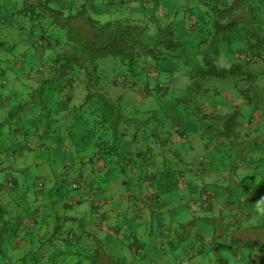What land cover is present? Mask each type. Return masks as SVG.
Masks as SVG:
<instances>
[{"label": "trees", "instance_id": "trees-1", "mask_svg": "<svg viewBox=\"0 0 264 264\" xmlns=\"http://www.w3.org/2000/svg\"><path fill=\"white\" fill-rule=\"evenodd\" d=\"M81 1L82 4L75 6L68 5L74 2L66 0H12L11 7L3 9L4 12L0 15V32L5 27L19 28L15 25V18L23 16L33 23L31 27L34 28H30L31 33L38 30L36 50L41 48L43 52L47 42L53 41L54 44L50 47L54 51L53 55L44 62L45 64L35 69L34 76L29 78L30 83H23L18 99H14L8 106L10 110L8 109L4 115L0 114V144L4 137V125L8 120L7 126L20 124L19 126L27 132L29 131L27 123L23 124L24 116H37L33 121L36 126L34 130L40 132L41 142H38L37 147L43 149L41 152L46 154L44 160H48L44 168L49 175L44 176L45 178L40 176L42 174L33 175L26 171L24 173L33 177L35 192L48 197L46 203L49 204V211L52 210V213H46L41 220L33 217L30 222L32 227L26 228L25 232L32 233L30 229L44 224L45 220L48 222L47 216L51 217L54 209L58 211L65 209L66 206L71 208V204H64L63 200L72 199L74 193L91 201L98 208L97 212L103 207L96 196L104 185L101 179L97 178L96 183L92 184L93 187L91 185L88 187L83 185L82 179L78 176L73 179L72 176L70 178L55 176L58 167H53V152L48 145L41 147L55 131L57 136L53 143L61 141V136L57 134L60 127L58 115L62 106L70 100V96L69 98L66 96L70 84L76 81L83 83L86 89L83 111L95 116L93 118L96 122L95 131H88L90 134L85 138L86 147L90 145L89 163L94 166L96 159L104 160L103 174L119 175L120 189L123 192L130 191L129 184L132 178L136 176L141 178L143 174L144 177L142 175L141 179L144 181L146 174H150V168L156 162V156L162 152L164 155L161 156L160 164L164 171L166 170L164 162L168 158L183 162L184 157L175 144L186 143L188 135L192 133L199 132L204 140L207 135V139L210 138L209 135H213L231 141V136L237 133L231 131L236 126L235 123L234 125L231 123L234 121L233 118H237L240 108L234 110L232 114H220L218 110L221 106H216L217 110L211 108L210 103L208 104L209 99L213 103L219 102V99L218 101L214 99V95L219 94V91L214 89L212 80L239 73L248 83L238 84L237 87L249 99V103H253V95L249 90L254 87L255 75L264 72L251 68L253 65L254 68L257 67L258 61H264V0H231L227 6L212 4L207 13L202 15L190 30L182 28L177 19L151 17L142 19L126 16L101 22L91 17V6H95L93 2L106 7L115 6L118 2ZM79 21H83L90 28V35L79 32L76 27ZM23 28L26 27L20 26L19 29ZM49 31L59 34L57 37H49L50 33L46 34ZM1 37L0 34V49L5 43ZM224 44L235 46L230 51L224 52ZM241 51L244 52L243 56L238 57ZM223 52L233 54L232 58H229L233 60L230 67H221L217 64ZM107 56L114 59L112 75H108L101 67L102 60ZM20 62H24V58ZM161 62L171 65L167 78L164 76L160 78L159 72L155 71ZM180 67L185 69L188 82L185 94L175 100L179 106L176 118L169 117L160 110H127L120 103L121 95L116 98L110 96L111 87H119L122 90V86H129L134 92L133 88L137 85V81H140L139 75L144 74L146 77L151 70L157 73L154 76L155 84L151 87L147 79L145 86L140 87L138 91L139 97L150 94L152 89L162 95L164 78L165 83H170L172 72ZM1 74L2 70H0ZM36 83L39 92L34 95L35 88L32 85ZM221 101L227 104L229 98L224 96ZM231 105L228 103L227 106L233 109L234 106ZM251 121L250 119L247 123L250 124ZM212 132L213 134H210ZM73 134L71 133L70 137H73ZM203 159L204 157L200 156L199 164L202 170L191 171L195 176L203 175L202 171L205 167L202 165L206 164L202 163ZM59 165H62L68 173L72 170L73 163L63 159ZM141 168L143 171H139ZM50 171L53 177H50ZM8 174L11 173L3 171L0 173L2 194L7 191L5 187H13L11 181L9 184L7 182V185L4 184ZM201 191V196L203 192L206 194L204 197L210 195L206 189L201 188ZM1 201L0 199V227L14 231L15 217H4L6 209ZM200 205L206 206L203 203ZM27 212L30 214L29 211ZM69 233L73 235L72 232ZM190 250V255H187L188 258L184 259L182 264H190L189 259L195 257L200 247Z\"/></svg>", "mask_w": 264, "mask_h": 264}, {"label": "crops", "instance_id": "crops-1", "mask_svg": "<svg viewBox=\"0 0 264 264\" xmlns=\"http://www.w3.org/2000/svg\"><path fill=\"white\" fill-rule=\"evenodd\" d=\"M66 1L74 2L68 5L77 6L82 4L81 0ZM112 1L118 2V4L107 6L105 11L115 15L114 18L130 16L131 18L142 19L150 17L177 19L182 28L186 30H190L191 26L199 21L202 15L207 13L212 4L227 6L231 2V0ZM1 5L0 15L4 12V8ZM15 21V25L19 26V28L20 26L26 28L21 30L11 26L5 27L0 32L5 41L4 46L0 49V60H2L0 63V70H2L0 75V114L2 115L8 112V109L10 110L8 106L13 100L18 99L23 83L29 82V78L34 76L35 69L45 64L44 62L54 53L50 49L54 45L53 41L47 42L43 52L40 53L36 50L38 30L35 33L30 32V28L34 27H31L33 23L28 18L16 16ZM38 22L41 23V21ZM36 24L38 25V23ZM76 27L81 31L85 29L86 34L90 35V30L83 21L76 23ZM48 33H50L49 37H57L59 34V32L53 33L51 31L46 34ZM243 53L239 56L238 53L237 56L242 57ZM23 58L24 62H20ZM232 61L230 60L226 64L228 65L227 67H230L233 63ZM257 64H259L258 66L256 65L257 67L254 68L255 65H253L251 68L253 67L256 71H264V61H258ZM153 71L151 70L149 75L146 76L151 87L154 86V76L157 74ZM82 84L79 81L70 84V88L66 93L68 98L70 96V100L62 106L59 118L58 135L62 134V132L66 136L74 133L72 141L77 140L74 128H76L79 120V116L74 110L75 107H72L73 97L76 88L83 86ZM32 86L35 88L36 84ZM259 91V98L255 97L257 91L252 93L255 105L253 103L250 104H253L254 107L257 104H264V93L261 90ZM122 93L123 89L121 90L119 87L110 88V96L112 98H116L118 95L122 96ZM237 103L239 102L237 101ZM251 112V107L244 106L239 109V114L237 115V119L240 121L237 124L240 123L244 126L243 129L240 128V131L244 134H240L237 137V141L240 144L236 150V161L232 162L229 167L233 171V178H237V183H239L238 194L235 195L237 196L236 206L232 204L231 199L233 197L229 194H223L221 197L222 204H217L215 207H212V205L205 206V208H202L201 205L199 206V197L201 195L198 198L196 197L195 187L200 184V180H197L193 172L187 177L189 178V182L187 180V189L177 195L176 191L185 187L179 180L178 183H175L176 179L175 182H169L170 174L165 172L166 170L164 171V169L157 174V168L159 166L162 167V164L157 163V161L150 168V174H146L144 181L142 180L145 183V188L140 194L136 195L131 190L122 192L119 175L110 173L105 176L102 172L105 161L96 159V164L93 166L89 163L90 148L84 147L83 143L78 145L77 142H74L73 147L76 149V155L74 156V154L69 152V154H61V156L57 154L58 162L54 161L53 167H57L63 159L73 163V171H71L69 176H72V179L76 176L80 177L84 183L83 185L88 187L90 185L93 187L92 184L96 183L95 180L97 178L101 179L104 185L96 196L103 207L97 212L98 208L91 201L78 197V193H74L75 195L72 196V199L63 200L64 204L70 203L71 208L66 206L65 209H58V211L53 208L54 212L51 215L55 219L53 226L50 225V215H48V222L45 220L44 224L30 229L32 233L30 231V233L25 232L26 228L32 227L30 225L31 219L38 217L37 219L41 220L46 213H52V210L51 212L49 211V204L47 205L46 203L48 197L35 192L33 177L24 172L29 168L37 170V168L46 167L48 160H44V157H46L45 153H42L43 159H41L35 152H31L32 150L36 151L38 142H41L39 141L40 132L34 130L36 126L33 124L37 116H24L25 121L23 124L27 123L26 126L29 130L27 132L24 131L22 126H19L20 124L7 126L9 124L8 120L6 125H4V137L0 144V173L1 171L11 173L6 176L4 184L7 185V182L9 184L11 181L13 182V187L4 186L7 191L3 192L4 194L0 192V199L3 206L10 203V207L15 209L17 215L14 216V223H16L14 224L16 228L14 231H8V229L5 230L0 227V257L4 255L2 254V241H6L7 247L13 249H11L13 251L12 255L16 258H14L12 264H16V261H22V257L28 253V248L33 246L36 240H41L44 237L46 240L44 248H39L40 254L35 252V255L42 257L45 264H58L55 258L57 255H61L59 258L62 264L69 263L73 260V258H70L71 255L76 253L81 260L73 264L78 262L79 264H182L185 258H179V255H181L183 248L175 246L174 241L171 240L173 237L170 235L176 236L177 232L183 230L185 234L178 238V241L184 243L193 242V240L201 242L197 244L200 247L198 253L202 252L204 254L198 259H189L190 264H228V261L224 260L221 250L223 247H232L234 243H237L235 247L239 246L241 248V250L237 249V252L234 253V264H264V138L258 136L254 139L252 138L255 134L264 133V112L259 113L257 118L259 121L263 120V128L260 130L250 128V124L245 125L251 119L249 117ZM83 118L86 119L84 115ZM78 141L81 142L80 140ZM200 142L197 139L186 140L187 151L199 152L195 156L193 164L197 157L205 156L206 153L210 154L206 159V167L202 171L204 180L202 179L201 181L203 182L201 183L210 185L215 191L213 185L219 182V174L224 177L227 174L226 169L213 165V162H217V159L220 158L214 152L220 151V149L216 147L215 150L208 149L204 151ZM220 143L221 145H227L230 142L223 138H216L215 141H212V144L219 145ZM246 144L249 146L254 144V149L247 150ZM65 146L67 147V145ZM203 146L207 147V144ZM41 147H47V143H44V146L41 145ZM68 148L71 150L70 147ZM243 148L248 151V156L242 151ZM39 149L43 151L42 148L39 147ZM76 156H78V159L75 158ZM157 158L159 162H162L161 156ZM213 167H216L215 171L210 170ZM153 168L154 171L152 170ZM102 174L103 176H100ZM40 176L45 178L44 175ZM172 184L174 185V198L166 197L161 202H154L155 199H159L157 196L158 189L164 186L163 191L165 193L171 189ZM224 184L225 182L220 183L218 187L222 189L225 187ZM0 186L2 188V185ZM215 193L220 194L218 191H215ZM206 197L204 198L206 199ZM30 200L38 201L41 208L35 206L37 209L32 211L33 214H28V212L23 210L20 211L19 209L23 208L21 206L23 204L28 205ZM4 201L6 202L4 203ZM189 202L192 203V207L188 205ZM186 207H189L188 212ZM207 207H210L209 212L204 211L207 210ZM198 208L206 213L202 215ZM119 216L125 221L124 228L118 225L117 217ZM202 216L205 218L202 223H194L195 217L200 218ZM61 225L63 226L60 227ZM54 231L55 234L53 235ZM69 232H72L73 235ZM10 236H13V240H10ZM229 240L230 244L220 242ZM160 245L163 247L162 251L158 250ZM188 254L186 253L185 256L187 257ZM5 255L7 256V254ZM8 257L10 258V256ZM3 264H10V261Z\"/></svg>", "mask_w": 264, "mask_h": 264}, {"label": "rangeland", "instance_id": "rangeland-1", "mask_svg": "<svg viewBox=\"0 0 264 264\" xmlns=\"http://www.w3.org/2000/svg\"><path fill=\"white\" fill-rule=\"evenodd\" d=\"M98 1V0H97ZM95 3V6L92 7V14H91V17L93 16L94 18L98 19L99 21L103 22V21H106V20H111L114 18L115 15H112L110 14V12H106V6L102 5V4H98L97 2H93ZM0 4H2V8H10L11 5H12V0H0ZM104 12L103 14H100ZM88 27V26H87ZM88 29L90 30V28L88 27ZM83 31L79 30V32L81 31L83 34H86V30L85 29H82ZM2 38V37H1ZM224 52L226 51H230L232 48H234L235 45H230V44H224ZM38 52H42L41 51V48H39V50H37ZM223 52V53H224ZM233 54H229V53H224L222 54V56L219 57V60L217 61V64L219 66H225L227 67L228 65H226L230 60L229 58H232ZM41 67V66H39ZM101 67L103 69L104 72H106L108 75H112L113 74V71H114V59L110 56H107L105 57L103 60H102V63H101ZM169 67H171V65H169L167 62H161L159 63V65H157V70H155L159 75H160V78H163V76L165 78L168 77L167 74H169ZM167 75V76H166ZM164 78V85H163V88H162V91H163V94L162 95H159L158 92L154 89H152L150 91V94L146 95V96H142V97H139L140 96V93L138 92L140 87H143L145 86V83L147 81L148 78L144 77V74L141 76L139 75L138 79L140 80L139 82L137 81V85L133 88L134 89V92L133 90L130 89L129 86H122L123 87V93H122V96L120 98V103L123 107H125L127 110L129 109H136V110H140V111H145V110H160V111H163L165 114H167L169 117H177V114L179 113L178 110H179V106L177 105L176 103V98L178 97H182L185 92H186V84L188 82V78H187V75L185 73V69L183 67H180L178 68L177 70H174L172 72V75H171V82L170 83H165L166 79ZM255 81H254V87L253 89L249 90L251 93H253L254 91H257L255 93V97L256 98H259V93L260 92L259 90L262 91V93H264V72L262 73H257L255 75ZM163 80V79H162ZM213 85H214V89L219 91V94H215L214 95V99L218 101L219 99V102H215V103H211V108H214L217 110L216 106H221L220 109L218 110L220 112V114H232V112L234 110H238V108H242V107H246V106H249L251 107V113L249 115V117H251V123L250 125L249 124H245L246 126L249 125L251 126L250 128H256L257 129H262L263 128V120L259 121L257 118H258V115L259 113H263L264 112V104H261V105H258L256 107L253 106V104L255 105V103L253 104H250L249 103V99L245 97V95L242 93V91H240V89L237 87L238 84H244L246 85L248 83L247 80H243L240 76L239 73H234V74H230V75H227L225 77H216V78H213ZM163 82V81H162ZM155 84V82H154ZM240 87V85H239ZM39 90V87H38V84L36 83V86H35V92H34V95H37L38 94V91ZM86 89L85 87L81 86V87H77L76 88V91L74 92V97H73V106L72 107H75L74 110L77 112V116H79V120H78V123L76 125V128H74L75 130V138L77 139L76 141H72V138L73 137H70V136H66V134L64 132H62L61 135V141H56V143H53V140L56 139V131L53 132L52 134H50V138L48 140L45 141V144L47 143V145L49 146V148L52 150L53 152V157H54V161H57L58 160V157H57V154L59 156H61V154H74V156L76 155V149L73 147L74 146V142H77L78 145L80 143H83V146L86 147V143H85V138H88L87 137V134H90L88 133V131H91V132H94L95 131V128H96V122H95V119H93L95 116L94 114L92 115V113H89V112H84L83 110L85 109L84 107V96H85V92ZM226 97V98H229V101L227 102L228 103H231L232 105L231 106H234L233 109L231 107H228L226 106L227 104H222V101H221V98L222 97ZM210 98V97H209ZM204 101H206L205 98H203ZM237 101L239 103H237ZM210 99L208 100V104L210 103ZM83 103V104H82ZM220 103V105H219ZM82 104V105H81ZM80 114L82 117H80ZM83 115L85 116L86 119L83 118ZM59 118L61 116V111L59 113ZM125 119H127V117L125 116ZM233 124L234 123L236 124L235 128H233V130L231 131H234V132H237L235 133V135L231 136L230 140L229 141L230 143H228L227 145H221V143L219 145L217 144H212V141L216 139V136H213V135H209L210 138L207 139V136L205 137L206 140H204L202 138V136L200 135L199 132H196V133H192L190 135H188V140H193V139H197L200 143H201V147L204 151L208 150V149H213L215 150L216 147L218 149H220V151H215L214 153L218 156H220L219 159H217L218 161L217 162H213V165L215 166H219V168H224L226 169V172L228 173V177H224L223 175H220L219 174V182L218 183H214L213 185V188L215 189V191H218L220 194H215V191L212 189V187L210 185H207L205 183H201L203 181H201L202 179L204 180V174L203 175H196L195 177L197 178V180H200V184H198L196 187H195V191H196V197L198 198L200 195H201V188H205L206 190H208V192H210V195L206 197V199L208 200H204V196L206 195L205 192L202 193V196L199 197V206H200V203H203V204H206V206H210L212 205V207H215L217 206V204H222V201H221V197L223 196V194H229L231 195L233 198L231 199V202L233 205L236 206V197L235 196L236 194H238V187H239V183H237V178H233V171L230 167L231 163L232 162H235L236 161V150L239 148V144L240 142L237 141V137L240 135V134H244L243 132L240 131V128L243 129V125L239 123V125L237 124V122H240L238 121L237 118H233ZM239 126V127H238ZM60 133V132H59ZM58 134V133H57ZM210 134H213L210 133ZM261 137V138H264V133H259V134H255L253 135V139L256 138V137ZM91 137V136H90ZM78 140H80L81 142H79ZM48 141V142H47ZM91 141V140H90ZM206 141V142H205ZM207 144V147H204L203 145ZM67 145V147L65 146ZM179 150L181 151V155L184 157V160L183 162L179 161V160H172V159H167L165 160L164 162V167L166 168V170H168L169 172V182H175V179H176V182L175 183H178V180L180 182H182L181 184L183 185V187L185 188H181L180 190H177V195H179L180 193H182L186 188V186L188 185L187 183V180L189 182V178H187L191 171L193 170V172H198V171H201L202 168H201V165L199 164V160H200V157H197L196 160H195V163L193 164L192 162L194 161V158L195 156L199 153H194V152H188L187 151V143L185 142H177L175 144ZM212 146V147H211ZM253 146H255L254 144H252L251 146H249L248 144H246V148L247 150H253ZM70 147L71 150L68 148ZM90 147V145H89ZM89 149V148H88ZM245 148L242 149V151L244 152V154L246 156H248V151L246 150ZM31 152H35L36 155L43 159V155H42V152L40 151V149H37L36 151H31ZM69 152V153H68ZM86 152V151H84ZM201 154V153H200ZM32 155V154H31ZM41 155V156H39ZM164 155V152H162V154H159L156 156V161L157 163H161L158 161V158L159 156H162L163 157ZM210 154L209 153H206L204 157V159L202 160V163H206L207 162V157H209ZM75 158L78 159V156H76ZM61 159V158H60ZM58 162V161H57ZM60 164V162H59ZM57 165V169H56V172H55V176H65L67 178H70V174L71 171H67L65 170V168L62 166V165ZM203 167H206V164H203L202 165ZM224 166V167H222ZM215 168L216 167H213V169H210V170H214L215 171ZM163 168L162 167H158L157 168V174H159V172H161ZM154 171V168L152 169ZM35 171L37 172V174H42L44 176H48L49 175V172H47L46 168L44 167H41L40 169L37 168V170L35 168H29L26 170V172H28L29 174L32 173L33 175L35 174ZM54 172V170H53ZM62 173V174H61ZM172 173V174H171ZM54 176V175H53ZM52 176V171H50V177H53ZM221 177V178H220ZM225 178V179H224ZM224 188H219L218 185L220 183H224ZM129 188L131 190L132 193L138 195L140 194V192L142 190H144L145 188V183L142 181L141 178H137V176L135 178H132L131 179V182L129 184ZM163 188H165L164 186H161L159 189H158V195L159 196V199H155L154 202H161L163 199H165L166 197H169V198H174L173 194H174V185L172 184L171 186V189L167 192L164 193L163 191ZM209 188V189H208ZM219 188V189H218ZM31 197V196H30ZM4 198H6V196H4ZM33 198V197H32ZM215 198V200H214ZM7 201V200H6ZM4 201V203L6 202ZM118 202V201H116ZM9 203V202H8ZM23 203V202H22ZM10 204V203H9ZM5 205L4 204V209L5 210V214H4V217H14L15 215H17V213L15 212V209L14 208H11L10 205ZM29 205V206H28ZM27 204H23L21 207H23L22 209H19L20 211H24V212H27L29 211L30 214H33L32 211H34L35 209L39 208V203L38 201L36 200H30V202ZM188 205L191 207L193 206L191 202L188 203ZM35 206H37V208H35ZM174 206H175V203H174ZM187 208V207H186ZM189 208V207H188ZM187 208V212L189 211ZM202 208H205V207H202ZM209 208L210 207H207L206 209L207 210H204L206 212H209ZM178 210V209H177ZM198 210L200 212H202L201 209L198 208ZM186 212V213H187ZM206 212H202V215L203 213H206ZM177 213V212H176ZM185 213V214H186ZM217 216V215H216ZM50 218V225L53 226L54 224V221L55 219L53 218V216L49 217ZM66 218V217H65ZM203 219H205L203 216L202 217H195L194 218V223L198 224V223H202ZM201 220V221H200ZM117 221H118V225L119 226H125V221H123L122 217H117ZM63 225H61L60 227H62ZM59 227V228H60ZM9 234V233H7ZM168 234V233H167ZM177 235L176 236H173V235H170L173 237V240L174 241V244L175 246H177L178 248H183V251L181 253V255H179V258H182L184 257L185 260L188 258L185 256L186 253H189L191 250L185 252L187 249L189 248H192L193 250L195 249H198V246L197 244H200L201 242H198V241H195L193 240L192 241H188V242H182V241H178V238H181L185 233L182 231H179L176 233ZM43 235V234H42ZM67 235V233H66ZM7 236V235H5ZM67 237V236H65ZM8 239V238H7ZM13 240V236L11 237L10 236V240ZM9 240V239H8ZM221 243H224L226 242L227 244H230V240L229 241H220ZM10 243V242H9ZM13 243V242H11ZM46 243V240L44 239V237H42L41 240H36V242H34V245L29 247L28 248V253L22 257V261H16V264H45L44 262V259L40 256H36L35 255V252L37 254H40V249H43L44 248V245ZM2 244H3V253L4 255H2L0 257V264H3L7 261H10V264L13 263L14 261V258H16L15 256H13V251H11V247H7V243L6 241H2ZM237 243H234L232 244V247L230 248H226V247H223V249L220 251L222 255H224V260H227L228 261V264H234V260H235V252H237L236 250L239 249L241 250V248H239V246H236ZM164 246H165V242H164ZM191 246V247H190ZM15 248V247H13ZM264 248V247H263ZM13 250V249H12ZM158 250L159 251H162L163 250V247L160 245V248L158 246ZM32 251H34V253H32ZM165 251V250H164ZM225 251V253H223ZM7 254V256L5 255ZM12 255V256H11ZM190 255V253H189ZM202 255H204L202 252H199L198 254L195 255V257H192L190 258V260L196 258L198 259L199 257H201ZM10 256V258L8 257ZM59 256L61 255H57L55 258H56V261L58 264H62L61 263V259L59 258ZM198 256V257H197ZM12 257V258H11ZM40 257V258H39ZM259 257V256H258ZM70 258H73L72 261H70L69 263L66 262L65 264H73L74 262L76 261H79L81 260L80 256L76 254H72ZM255 260H258V259H255ZM192 263V262H191ZM75 264H79L78 263H75ZM89 264H92V263H89Z\"/></svg>", "mask_w": 264, "mask_h": 264}, {"label": "clouds", "instance_id": "clouds-1", "mask_svg": "<svg viewBox=\"0 0 264 264\" xmlns=\"http://www.w3.org/2000/svg\"><path fill=\"white\" fill-rule=\"evenodd\" d=\"M216 201V200H215Z\"/></svg>", "mask_w": 264, "mask_h": 264}]
</instances>
